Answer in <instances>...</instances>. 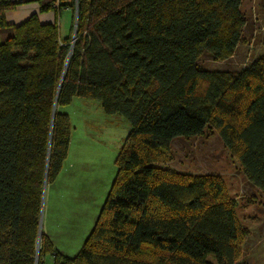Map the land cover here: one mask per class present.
Segmentation results:
<instances>
[{
    "label": "trees",
    "instance_id": "obj_1",
    "mask_svg": "<svg viewBox=\"0 0 264 264\" xmlns=\"http://www.w3.org/2000/svg\"><path fill=\"white\" fill-rule=\"evenodd\" d=\"M39 1L0 0V26L6 9ZM56 2L76 14L74 38L33 14L0 42V264H46L47 254L52 264H243L245 232L222 178L164 165L174 138L211 127L264 192V52L237 74L197 66L204 52L232 55L242 0ZM75 96L121 114L130 131L94 226L68 256L38 233L44 180L70 140L57 108Z\"/></svg>",
    "mask_w": 264,
    "mask_h": 264
},
{
    "label": "rangeland",
    "instance_id": "obj_2",
    "mask_svg": "<svg viewBox=\"0 0 264 264\" xmlns=\"http://www.w3.org/2000/svg\"><path fill=\"white\" fill-rule=\"evenodd\" d=\"M240 11L245 25L232 55L220 59L204 52L197 61L200 69L237 74L263 54L264 0H242ZM63 18L61 21H68ZM57 109L69 116L70 140L57 177L42 191L38 240L40 231L53 225L56 233H62L58 235L60 247H54L73 256L81 249L104 203L116 174L114 160L130 124L121 114H106L101 102L94 99L75 96ZM170 145L171 159L165 166L194 176L215 174L222 178L245 232L239 261L264 264V192L248 182L217 132L206 127L199 135L174 138ZM44 259L52 264L49 254Z\"/></svg>",
    "mask_w": 264,
    "mask_h": 264
},
{
    "label": "crops",
    "instance_id": "obj_3",
    "mask_svg": "<svg viewBox=\"0 0 264 264\" xmlns=\"http://www.w3.org/2000/svg\"><path fill=\"white\" fill-rule=\"evenodd\" d=\"M44 5H47L48 8L41 10V6ZM69 11L71 12V15H66V12ZM33 14L37 16L39 22L41 23H58L59 34L62 39L69 37L72 34V22L75 15L72 8L66 6L62 9H59L57 7L56 0H40L39 2L21 3L4 11L3 17L5 25L0 26V42L5 41L13 34L12 25L15 26L21 24ZM61 18H68V21H61ZM43 232L52 240L56 247H60L58 235L62 233H59V231L56 233L53 229V225H47Z\"/></svg>",
    "mask_w": 264,
    "mask_h": 264
},
{
    "label": "water",
    "instance_id": "obj_4",
    "mask_svg": "<svg viewBox=\"0 0 264 264\" xmlns=\"http://www.w3.org/2000/svg\"><path fill=\"white\" fill-rule=\"evenodd\" d=\"M74 26H76V14H75V25ZM75 33H76V29L74 28L73 38L75 37ZM65 68H66V65H65ZM55 107H56V104L54 103V107H53L54 110H55ZM45 185H46V180H44V186L43 187H45ZM37 253H38V247H37Z\"/></svg>",
    "mask_w": 264,
    "mask_h": 264
},
{
    "label": "built area",
    "instance_id": "obj_5",
    "mask_svg": "<svg viewBox=\"0 0 264 264\" xmlns=\"http://www.w3.org/2000/svg\"><path fill=\"white\" fill-rule=\"evenodd\" d=\"M10 1H12V2H17V1H19V0H10Z\"/></svg>",
    "mask_w": 264,
    "mask_h": 264
}]
</instances>
